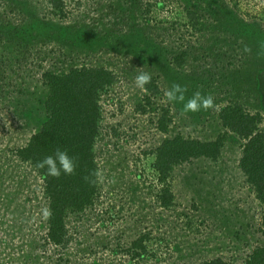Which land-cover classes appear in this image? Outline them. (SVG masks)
<instances>
[{
	"label": "rangeland",
	"instance_id": "1",
	"mask_svg": "<svg viewBox=\"0 0 264 264\" xmlns=\"http://www.w3.org/2000/svg\"><path fill=\"white\" fill-rule=\"evenodd\" d=\"M66 6L61 17L48 0H0V264H202L215 257L243 264L241 250L262 240L263 218L239 165L244 141L229 132L216 162L198 159L173 167L170 209L157 205L140 157L178 134L217 139L226 132L220 111L237 100L251 114H261L264 129V73L247 62L251 57L264 71V50L257 51L258 59L244 51L264 42V0H66ZM191 14L198 25L191 24ZM56 33L57 39H49ZM183 51L185 63L176 67L174 58ZM93 62L116 75L101 95L94 146L103 173V208L83 219L67 218L72 240L57 247L41 238L46 226L40 214L47 208L42 180L15 152L47 119L43 74ZM141 71L160 86L153 107L145 100L147 91L135 84ZM173 83L187 86L185 100L197 90L212 94L218 109L185 113L182 102L164 95ZM143 104L146 113L137 110ZM164 109L172 120L167 134L156 130ZM1 206L24 215L16 222ZM109 206L114 209L104 213ZM116 213L113 223L108 216ZM95 214L106 215H98L95 224ZM145 234L154 256L135 263L120 253Z\"/></svg>",
	"mask_w": 264,
	"mask_h": 264
},
{
	"label": "trees",
	"instance_id": "2",
	"mask_svg": "<svg viewBox=\"0 0 264 264\" xmlns=\"http://www.w3.org/2000/svg\"><path fill=\"white\" fill-rule=\"evenodd\" d=\"M48 1L54 14H61V17L66 15V0ZM190 17L191 24L198 25L194 14H191ZM47 27L48 25H46ZM245 27L242 25L243 30ZM254 27V25H248L246 28H252L254 32L256 30ZM20 29H16V34L22 37L23 32ZM48 35L50 36V34ZM48 35L46 36L49 38ZM54 35L55 38L51 36L52 38L49 39H57V33ZM262 37L264 39V34ZM253 48L255 50H251V53L257 57L256 55H259L257 51L264 50V42H260ZM186 56L187 53L184 51L176 56L174 58L175 66L182 67ZM247 62L250 66L258 67V75L264 73L260 70V63V65H252L251 57ZM98 64L100 63L93 62L91 65L72 67L65 72L48 70L43 74L44 84L48 88L44 100L47 119L28 144L15 152L19 162L28 164L42 180L43 197L46 200L47 208L51 209L52 215L45 219L46 231L41 238L44 242L57 247L66 248L72 240L70 237L71 227L68 226L67 218L75 214L76 217L80 216L83 219L87 213L103 208L100 205L102 195L98 189L99 183L90 184L84 179L98 169L94 146L99 136V125L102 120L99 104L101 95L108 92L116 83V75L113 70H110L106 65ZM255 72L250 71L249 73L251 75ZM261 82L264 81L261 79ZM144 89L148 93L145 96L147 105L153 107L152 97L161 92L157 79L152 77L151 82L145 85ZM146 107V105H138L137 110L146 113ZM220 121L226 132L215 140H192L178 134L165 139L156 148L144 150L140 157L144 156L143 175L152 181L150 186L156 192L157 205L162 209H170L175 205V194L171 190L172 168L198 159L216 162L227 142V134L230 132L237 135L244 141L240 169L246 177L247 183L253 189L255 198L263 207L262 227L259 229L262 240L249 244V248H246L248 246L246 244V247L241 250L243 264H264V129L261 128L263 118L259 113L251 114L247 107L237 100L220 111ZM170 122L172 120L169 110L164 109L156 123V130L167 134ZM57 147L67 149L70 156L78 157L75 174L64 175L62 173L59 178H55L47 174L46 168L35 167L38 161L54 154ZM6 198L11 201L8 197ZM1 207L4 208L1 210L3 214L11 212L16 222L20 221L19 216L23 217L24 215L20 214L22 211L19 208ZM6 209H9L8 212ZM113 209L114 206H109V210L107 209L104 213H110L109 211ZM118 213L115 214V217L108 216L109 220L115 223L119 219ZM98 215L104 217L106 214H95L93 217L95 224ZM40 216L44 218L43 214ZM103 224L105 225V223ZM149 241H151L149 235H142L133 240L131 247L123 249L120 247V253L129 255L133 261L136 260L135 263L137 260H143L147 255L154 256L155 251L151 249ZM202 264H229V262L221 257H215L205 260Z\"/></svg>",
	"mask_w": 264,
	"mask_h": 264
},
{
	"label": "clouds",
	"instance_id": "3",
	"mask_svg": "<svg viewBox=\"0 0 264 264\" xmlns=\"http://www.w3.org/2000/svg\"><path fill=\"white\" fill-rule=\"evenodd\" d=\"M244 51L246 53L251 52V48L245 47ZM151 74L148 72L141 71L135 77V84L138 88L144 89L145 85L151 82ZM188 88L186 85L180 83H173L171 87L165 91L164 95L168 101H179L183 103V111L188 112H198L200 110L213 109L217 110L218 105L215 103V97L212 94H204L197 90L193 92L191 97L185 100V94ZM35 167L39 169H47V174L49 176L59 178L61 174L73 175L78 167V157L70 156L67 149H62L57 147L54 154L44 157L42 160L38 161ZM84 179L90 183L95 184L103 179V173L101 170H94L89 176L84 177ZM43 217L48 219L51 217V209L44 208L42 210Z\"/></svg>",
	"mask_w": 264,
	"mask_h": 264
}]
</instances>
